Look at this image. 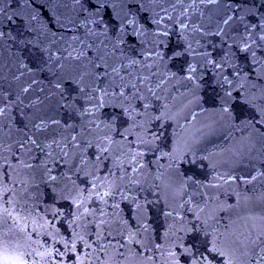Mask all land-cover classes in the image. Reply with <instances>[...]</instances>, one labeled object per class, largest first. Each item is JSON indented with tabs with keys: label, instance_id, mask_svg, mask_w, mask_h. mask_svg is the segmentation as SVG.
I'll return each mask as SVG.
<instances>
[{
	"label": "snow or ice",
	"instance_id": "6c2138e0",
	"mask_svg": "<svg viewBox=\"0 0 264 264\" xmlns=\"http://www.w3.org/2000/svg\"><path fill=\"white\" fill-rule=\"evenodd\" d=\"M0 264H264V0H0Z\"/></svg>",
	"mask_w": 264,
	"mask_h": 264
},
{
	"label": "water",
	"instance_id": "95a60500",
	"mask_svg": "<svg viewBox=\"0 0 264 264\" xmlns=\"http://www.w3.org/2000/svg\"><path fill=\"white\" fill-rule=\"evenodd\" d=\"M171 131V129H169V132ZM237 136L240 135L239 132L236 133ZM222 143V141H221ZM171 148V144L168 145V148H162V151H166L169 150ZM164 161H162L163 163ZM183 168L185 170H188V174L192 175L194 173H199L200 175H202L203 173H200V169H199V165H197L195 168H190L189 165L184 164ZM63 171H66V167L64 169H62ZM206 171V170H205ZM81 178H83V174H81ZM151 199V197H149ZM220 199L222 201H225L227 203H235V199L234 197H230L226 194H222L220 196ZM121 209L124 210L126 212L127 209V204L126 202H122L121 203ZM163 209V202L160 203L159 208H157L156 206H153V211H151L150 213H148V222L151 224L152 226V232L151 235L155 238V237H163L164 232L166 230V228L168 227V224L171 223V221H166L165 217L163 215V212L160 210ZM123 214V213H122ZM57 227H60L59 224H57ZM162 242V241H161Z\"/></svg>",
	"mask_w": 264,
	"mask_h": 264
}]
</instances>
